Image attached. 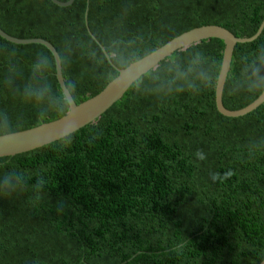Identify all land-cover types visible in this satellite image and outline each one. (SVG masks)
<instances>
[{
    "label": "trees",
    "instance_id": "1",
    "mask_svg": "<svg viewBox=\"0 0 264 264\" xmlns=\"http://www.w3.org/2000/svg\"><path fill=\"white\" fill-rule=\"evenodd\" d=\"M263 21L264 0H75L68 7L0 0L5 32L57 48L78 104L119 75L114 66L125 69L191 29L220 25L244 38ZM224 50L217 38L179 50L75 132L70 145L59 140L0 158V177L20 175L13 190L0 188V264H261L264 103L238 118L218 111ZM40 54L50 61L47 81L62 91L46 46L0 36V117L10 122L0 136L63 117L45 118L14 91ZM261 54L264 31L236 46L223 97L228 109L263 93L250 90L244 72ZM193 66L206 80L184 75Z\"/></svg>",
    "mask_w": 264,
    "mask_h": 264
},
{
    "label": "water",
    "instance_id": "2",
    "mask_svg": "<svg viewBox=\"0 0 264 264\" xmlns=\"http://www.w3.org/2000/svg\"><path fill=\"white\" fill-rule=\"evenodd\" d=\"M54 4L60 7L71 6L75 0H69L63 2L60 0H51ZM86 21L88 24V14H86ZM264 31V21L261 24L258 32L251 37L239 38L229 29L220 25H205L191 29L171 41L164 46L158 48L153 53L146 57L132 63L125 69H120L113 65L111 56L106 49L101 46L105 52L110 63L118 70L119 75L112 80L99 94L82 102L70 105L69 113L71 118L79 122L80 126L77 131L85 126L95 122L100 118L107 110H109L116 102L120 101L124 95L128 92L130 87L137 82L143 75L151 70H154L159 66L161 62L172 56L179 50H184L190 46L200 43L203 40L217 38L221 39L225 43L224 56L222 61V67L219 74V78L216 85V106L218 111L231 118H238L246 116L247 114L255 111L264 103V91L263 93L250 105L239 110H230L224 105V90L228 78V74L231 70L234 52L236 46L240 43H251L257 40ZM91 33V32H90ZM93 35V33H91ZM0 36L7 41L17 45H30V44H42L46 46L54 55L56 60V72L57 79L60 87L63 91V85L65 78L63 75V64L60 53L57 48L49 41L43 38H31L22 39L12 36L5 32L0 27ZM95 38V37H94ZM131 75L133 79L125 87H117L118 82L124 77ZM63 117L55 121L44 123L40 126L19 131L15 133H9L0 136V158L13 157L19 154L27 153L38 148H42L53 142L59 141L57 134L61 128V124L58 122ZM76 131V132H77ZM261 264H264V260Z\"/></svg>",
    "mask_w": 264,
    "mask_h": 264
},
{
    "label": "clouds",
    "instance_id": "3",
    "mask_svg": "<svg viewBox=\"0 0 264 264\" xmlns=\"http://www.w3.org/2000/svg\"><path fill=\"white\" fill-rule=\"evenodd\" d=\"M196 62H194L195 65ZM50 66V61L47 56L40 54L37 56L36 61L31 66V77L22 86L15 88V92L20 96L23 101L32 103L38 106L41 113L47 115L55 113L63 115V119L58 121L61 124V128L57 134V138L61 141L62 146H68L71 144L75 132L78 130L80 124L75 119L71 118L69 113L70 105L75 103L74 92L75 84L72 82H65L63 85V91L59 89L53 90L50 82L46 79V73ZM15 73L14 69H11ZM246 80L249 84L250 90L264 89V54L258 56L253 60L244 70ZM193 74L198 79L206 80V75L202 71L197 70L195 66L190 67L184 75ZM133 79L131 75L124 76L119 82L117 87H125ZM6 83L11 87L13 84V76L6 77ZM6 123V114L0 117V127H3ZM96 137L93 136V139ZM197 156L200 159H204L201 152H197ZM230 175V173H229ZM213 176V179H216ZM20 175L14 172L6 173L3 177H0V188L9 192L13 190V181H18Z\"/></svg>",
    "mask_w": 264,
    "mask_h": 264
}]
</instances>
